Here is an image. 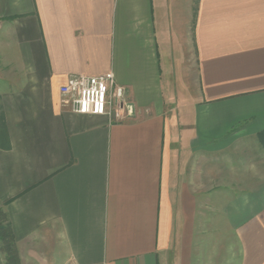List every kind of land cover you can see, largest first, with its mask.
Returning a JSON list of instances; mask_svg holds the SVG:
<instances>
[{"label":"crops","instance_id":"obj_1","mask_svg":"<svg viewBox=\"0 0 264 264\" xmlns=\"http://www.w3.org/2000/svg\"><path fill=\"white\" fill-rule=\"evenodd\" d=\"M110 73L133 115L73 112L67 78ZM263 131L264 0H0L21 264H198L222 227L237 264H264Z\"/></svg>","mask_w":264,"mask_h":264},{"label":"built area","instance_id":"obj_2","mask_svg":"<svg viewBox=\"0 0 264 264\" xmlns=\"http://www.w3.org/2000/svg\"><path fill=\"white\" fill-rule=\"evenodd\" d=\"M60 92L78 114L106 116L115 121L133 115L126 89L116 84L112 73L98 77L70 75Z\"/></svg>","mask_w":264,"mask_h":264},{"label":"rangeland","instance_id":"obj_3","mask_svg":"<svg viewBox=\"0 0 264 264\" xmlns=\"http://www.w3.org/2000/svg\"><path fill=\"white\" fill-rule=\"evenodd\" d=\"M186 111L187 109H184L180 114H189ZM222 229L225 228H217L218 231L210 234V237L208 236L207 240L204 241V239H202V248L197 250V253L199 251L201 252L200 263L198 264H237L238 257L235 250L227 248V245H230L231 243L230 234L225 233Z\"/></svg>","mask_w":264,"mask_h":264},{"label":"trees","instance_id":"obj_4","mask_svg":"<svg viewBox=\"0 0 264 264\" xmlns=\"http://www.w3.org/2000/svg\"><path fill=\"white\" fill-rule=\"evenodd\" d=\"M259 140L264 147V131L259 134ZM0 252L5 258V264H21V258L9 215L0 203Z\"/></svg>","mask_w":264,"mask_h":264}]
</instances>
